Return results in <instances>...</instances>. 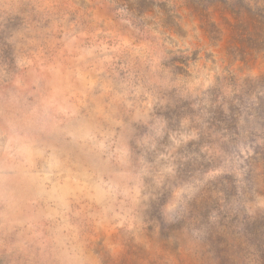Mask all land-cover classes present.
Segmentation results:
<instances>
[{
  "label": "rangeland",
  "instance_id": "rangeland-1",
  "mask_svg": "<svg viewBox=\"0 0 264 264\" xmlns=\"http://www.w3.org/2000/svg\"><path fill=\"white\" fill-rule=\"evenodd\" d=\"M0 264H264V0H0Z\"/></svg>",
  "mask_w": 264,
  "mask_h": 264
}]
</instances>
